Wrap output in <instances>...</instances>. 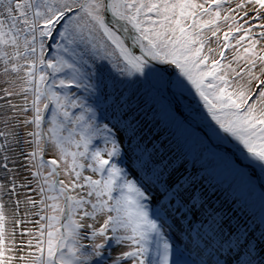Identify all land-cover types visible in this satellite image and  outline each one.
Here are the masks:
<instances>
[{"label": "snow or ice", "instance_id": "snow-or-ice-1", "mask_svg": "<svg viewBox=\"0 0 264 264\" xmlns=\"http://www.w3.org/2000/svg\"><path fill=\"white\" fill-rule=\"evenodd\" d=\"M0 264H264V0H0Z\"/></svg>", "mask_w": 264, "mask_h": 264}, {"label": "rangeland", "instance_id": "rangeland-1", "mask_svg": "<svg viewBox=\"0 0 264 264\" xmlns=\"http://www.w3.org/2000/svg\"><path fill=\"white\" fill-rule=\"evenodd\" d=\"M149 147H151V145H149ZM189 167L191 168V165H189ZM207 183V181H206ZM252 202H253V210L257 213V215H259L260 210H261V201H260V192L259 190H257L255 192V195L252 197ZM113 248H117L118 246H116L115 244L112 245ZM181 248H183V245L181 244ZM113 255H118V252H114ZM193 259H195V257H193Z\"/></svg>", "mask_w": 264, "mask_h": 264}]
</instances>
